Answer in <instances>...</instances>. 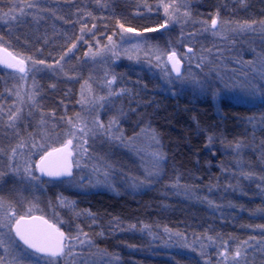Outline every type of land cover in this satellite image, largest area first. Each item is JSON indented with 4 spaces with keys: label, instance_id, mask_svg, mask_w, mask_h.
<instances>
[{
    "label": "rangeland",
    "instance_id": "1",
    "mask_svg": "<svg viewBox=\"0 0 264 264\" xmlns=\"http://www.w3.org/2000/svg\"><path fill=\"white\" fill-rule=\"evenodd\" d=\"M183 2L184 0H177V3ZM157 4L158 1L153 8L163 14L165 20L163 8L157 9ZM187 4L189 6L188 2ZM188 10L191 15L183 23L171 21L164 28H157L156 31L123 33L127 37L137 35L146 37L150 45L158 47L164 53L174 49L182 64L183 77L180 80L166 79V74L162 71L164 64L151 54V48L133 47L138 43L134 39L122 41L121 29L109 35L112 37L111 43L115 44L112 51H102L110 42L109 36H101L89 42H76V46L71 51L67 49L56 61L43 64L38 63L39 61L33 64L34 60L27 61L31 70L24 75V78H21L23 74L15 69L0 67V112L3 113V119H0V148L4 150L0 151V196L15 202L21 209L33 207V214L44 215L57 223L66 233L74 237L78 236L80 241H84L81 244L74 240L71 256H62L53 264H121L119 257L122 251H118L119 246L127 253L140 254H144L149 249L148 244L156 245L160 250L170 248L168 244L170 233L162 231L164 235L162 239L151 235L150 231L146 233L145 229L137 234L127 221L125 224L115 220L111 227H114L115 232L117 229V234L125 236L126 242L123 246L119 245L117 249L113 246L112 250L108 251L105 249L107 237L104 233L106 232L103 233L100 230L101 224L82 208V201H87L90 195L104 194L115 198L137 197L150 190L160 180L164 159L159 164L160 171L157 177L152 152L161 151L165 154L161 138L154 127L156 110L159 111L160 100L163 97L185 99L193 103L209 101L216 112L221 101L248 107L264 104L260 101L259 91L255 97L249 96L250 84L257 86L264 84V76L261 75L260 68L261 54H264V23L249 22L251 27L236 29L237 22L230 20L232 30L226 28L224 35H214L204 29L201 21L210 22L219 10L206 13L205 15L209 14L206 17L193 14L189 7ZM182 15L183 9H181ZM220 19L228 21V18L220 17ZM90 48L92 52H97L98 49L101 51L95 57L86 55ZM190 48L195 55L189 60ZM201 57L203 60L200 59ZM162 59L167 61V55ZM158 63H160L159 67H157ZM167 67L170 70L168 64ZM106 72L109 78L113 74L117 76L113 84L114 94L104 107L97 108L96 111L107 124L112 116L123 110L117 135L122 132L125 142L103 136L91 138L86 145L88 156L82 159L79 168L73 169L74 179L71 182L69 180L53 182L44 179H40L39 182L30 181L23 172V164L19 157L10 162L11 147L16 146L23 137L26 147L21 151L26 154L31 151L33 159H38L41 153L31 147L32 139L29 138V134L37 143L41 142L43 135L39 124L41 116L43 115L48 121V130L51 131L55 124L54 136L63 138L69 127L68 117H74L76 113L82 116L88 114L90 105L80 103L82 92L85 100L93 95L107 97V86L103 84ZM171 76L175 77L172 73ZM58 84H63L64 87L57 90ZM121 89L125 91L121 92ZM33 95L36 103H33L31 98ZM16 108L22 109V118L16 125L19 128V135L6 122L9 112L15 111ZM53 112L55 117L52 116ZM142 128L154 130L158 134L159 144L146 147L147 142L143 136L132 144L127 143L128 138L133 137L134 133L139 134ZM142 148L144 150L141 151ZM97 157H103L111 165L108 169L107 183H97V180H104L103 171L99 176L93 171V163L99 162L96 160ZM17 165L19 171H14L13 168ZM81 177H84L82 184L79 183ZM134 182L140 186L133 188ZM62 198L73 201L74 206L69 207L61 203ZM136 211H140V208ZM157 238L159 239L155 243L154 240ZM130 240L138 242L137 249L128 245ZM210 243L207 248L214 250L213 242ZM175 248L189 247L179 243ZM225 249L228 250L227 253ZM237 249L231 245L217 247L218 257L208 259H213L214 264H234L243 256L235 257ZM105 252L109 255H104ZM0 255H4L2 249ZM22 264H45V259L36 256L31 261L24 260Z\"/></svg>",
    "mask_w": 264,
    "mask_h": 264
},
{
    "label": "trees",
    "instance_id": "2",
    "mask_svg": "<svg viewBox=\"0 0 264 264\" xmlns=\"http://www.w3.org/2000/svg\"><path fill=\"white\" fill-rule=\"evenodd\" d=\"M157 1L0 0L2 13L13 5H38L25 7L23 15L14 11V20L0 14L1 42L34 61H56L73 41L109 36L120 23L137 29L163 24V14L153 8ZM187 2L198 16L219 10L217 14L228 21L264 23V0ZM160 103L154 118L165 151L160 180L137 197L94 194L82 201V208L106 232L105 249L126 242L111 227L120 220L134 225L137 234L145 229L162 239L168 228L195 245L176 249L179 243L168 242L170 248L160 250L148 244L144 254L127 253L119 246L121 264H214L208 258L218 257L217 247L225 245L239 248L240 264H264V104L248 107L221 101L216 112L209 101L163 97ZM210 242L214 250L207 248ZM128 245L138 248V242L130 240Z\"/></svg>",
    "mask_w": 264,
    "mask_h": 264
},
{
    "label": "snow or ice",
    "instance_id": "3",
    "mask_svg": "<svg viewBox=\"0 0 264 264\" xmlns=\"http://www.w3.org/2000/svg\"><path fill=\"white\" fill-rule=\"evenodd\" d=\"M36 4H20L19 6L13 5L7 13L0 14L8 16L10 20L16 19L13 12L18 10L21 15H23V10L25 7L33 8L37 7ZM147 6V5H146ZM148 10L151 11V7L147 6ZM163 8L166 19L163 24L156 25L154 28H142L137 29L135 27L125 28L124 23H120L119 27L123 30L121 34V40L127 42L130 39L137 40L138 43L133 47L139 48L141 46L145 48H151L152 55H155L156 60L164 64L162 71L166 74V79L169 81L175 79L180 80L183 77L181 72V59L177 56L176 51L173 49L170 52L164 53L158 47L152 46L148 43L146 37H141L139 35L134 37H127L123 33H139V32H151L156 31L157 28H164L171 21H176L178 23H183L187 18L190 17L191 13L188 10L187 0L183 3H177V0H158L157 9ZM181 9H183V15L181 16ZM206 31H211L214 35H224L226 28L232 30L229 21H222L219 14L213 16L209 21H201ZM254 23V22H252ZM251 27L249 22H244L243 24L237 23L236 29H246ZM78 39H82L79 37ZM3 37L0 36V41ZM108 40L110 42L109 46H105L102 51H112L115 48V44L112 42V37L109 36ZM99 43V42H97ZM76 46L75 41L69 46L68 51ZM92 52L91 48L86 55H92L95 57L98 52ZM167 55V61H164L162 57ZM195 55L192 49H189V60ZM63 59V57H62ZM203 60V57L200 58ZM33 60L31 56L21 57V55L13 54L8 47H5L3 42H0V64L7 66L8 68L15 69L20 74H27L31 69L27 65V61ZM151 63V61H149ZM171 62L172 70L175 71L176 76H171V70L168 69L167 64ZM37 63L33 61V64ZM38 63H45V61H39ZM157 64V67L160 66ZM199 67V65H198ZM261 75L264 76V54H261ZM117 80L115 74L111 75L106 72L104 75L103 84L107 86V97L101 96H91L88 100H85L82 92L81 104H89L88 114L82 116L80 113H76L74 117L67 118L68 130L63 134V138H59L58 135L54 136L56 125H53L51 131L48 130V121L41 116L39 124L41 126V131L43 135L41 136V142L37 143L35 138L29 134V138L32 139L31 147L39 150V158L33 159V153L29 151L27 154L23 151L26 147V141L23 137L20 138L18 144L11 147L9 160L14 161L17 157L20 158L23 164V172L27 175L30 181L39 182L41 176H47L52 179L53 182H62L63 180H69L70 182L74 179L73 169L79 168L81 161L84 157L88 156V140L91 138L98 137H109L114 140L124 141L123 133L120 132L117 135L118 125L120 123V116L123 115V110L121 109L116 115L112 116L107 124L101 119L99 113L96 111L97 108H102L109 102L114 94L113 84ZM91 86H89V92H91ZM124 92V89L120 90ZM259 91V98L261 103H264V84L259 86L250 84L249 85V96L255 97ZM213 95H218V93H213ZM19 96V93H17ZM33 103H36L34 95L31 97ZM99 101V103L97 102ZM55 117V112L52 113ZM22 118V109L16 108L15 111L9 112L7 116V125L19 135V128L16 126L17 122ZM0 119H3V113L0 112ZM140 136H143L146 140V147H152L153 145L159 144L158 134L151 130L150 128H142L139 134L133 135V137L128 138L127 143L132 144ZM211 140V138H209ZM240 145H237L239 148ZM144 150L143 148L140 149ZM0 151H4L0 148ZM152 156L155 160L156 165V175L159 177V164L164 159V154L161 151H153ZM89 159H92L89 157ZM98 163H93V171L99 176L100 172L103 171L104 180H97V183H107L108 180V169L111 167L104 160L103 157L96 158ZM14 171H19V165L13 168ZM41 174V176L35 175V172ZM179 177H177L176 186L179 185ZM84 177H81L79 183H83ZM140 185L136 182L133 183L132 187L137 188ZM186 187V186H185ZM61 203L67 204L69 207L74 206V202L68 200L67 198H62ZM132 227H135L134 225ZM165 231L170 233L169 242H178L187 245L188 247H194L195 245L187 244V237L183 233L176 232L172 233L171 229L165 228ZM85 235L84 233H81ZM213 237L209 236L208 240L211 241ZM76 240L83 244L84 241H80L78 236H72L66 233L57 223L52 220L47 219L44 215H34L33 207L27 209L19 208L15 202L11 200H6L3 196H0V249L3 250L4 255H0V264H22L24 260L31 261L33 257L41 256L45 259V264H53L54 261L58 260L62 256H71L73 251V241ZM227 253V249L224 250ZM204 255V252H201ZM104 255H109L104 253ZM235 257L241 256V251L239 248L235 252ZM238 264V262H234Z\"/></svg>",
    "mask_w": 264,
    "mask_h": 264
},
{
    "label": "water",
    "instance_id": "4",
    "mask_svg": "<svg viewBox=\"0 0 264 264\" xmlns=\"http://www.w3.org/2000/svg\"><path fill=\"white\" fill-rule=\"evenodd\" d=\"M168 65H169V67H170L171 73H172L174 76H176L175 71L172 70L171 62H168ZM0 66H1V67H5V68H8L7 66H5V65H3V64H0ZM180 66H181V72H182V64H181ZM36 174H37L38 176H41V174L38 172V170L36 171ZM41 179L52 181V179L49 178V177H47V176H41Z\"/></svg>",
    "mask_w": 264,
    "mask_h": 264
},
{
    "label": "flooded vegetation",
    "instance_id": "5",
    "mask_svg": "<svg viewBox=\"0 0 264 264\" xmlns=\"http://www.w3.org/2000/svg\"><path fill=\"white\" fill-rule=\"evenodd\" d=\"M34 215H39V214H34Z\"/></svg>",
    "mask_w": 264,
    "mask_h": 264
}]
</instances>
